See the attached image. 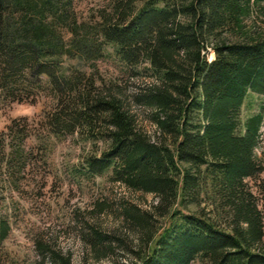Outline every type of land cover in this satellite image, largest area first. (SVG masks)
Instances as JSON below:
<instances>
[{
  "label": "trees",
  "instance_id": "16d2710c",
  "mask_svg": "<svg viewBox=\"0 0 264 264\" xmlns=\"http://www.w3.org/2000/svg\"><path fill=\"white\" fill-rule=\"evenodd\" d=\"M74 1L0 0V98L50 99L40 122L48 138L106 144L80 175L109 172L113 183L155 197L149 211L121 207L140 243L134 264H264V198L246 181L263 172L254 150L264 106L241 122L246 95L264 96V32L243 25L264 0H108L88 20ZM106 56L131 78L147 65L155 81L128 100L148 110L153 136L136 125L118 89L97 86L95 64ZM31 135L25 117L0 133V163L15 174L29 160ZM255 187L264 195V184ZM204 201L223 214L221 224L174 208ZM164 218L170 224L159 233ZM9 232L0 217V246ZM84 241L99 254L116 239L91 229Z\"/></svg>",
  "mask_w": 264,
  "mask_h": 264
},
{
  "label": "rangeland",
  "instance_id": "374dc122",
  "mask_svg": "<svg viewBox=\"0 0 264 264\" xmlns=\"http://www.w3.org/2000/svg\"><path fill=\"white\" fill-rule=\"evenodd\" d=\"M107 3L108 0H75L74 8L80 20H88ZM243 25L245 30L264 32V3L251 8ZM212 59L213 53L210 52L207 60ZM146 68L147 65L139 66L136 70L140 75L131 78L125 66L106 56L95 64L93 76L101 91L118 89L119 94L127 99V108L134 115L136 125L153 136L155 128L148 121V110L128 100L137 88L155 81L144 72ZM84 70L89 72V69ZM52 105V101L45 97L33 105L9 103L0 98V133L12 120L22 117L29 120L32 130V135L24 143L29 160L21 173L15 174L0 163V217L10 227L0 246V264H55V259L68 264L136 263L140 243L122 222L121 207L131 204L149 211L156 204L155 197L113 183L109 172L93 177L80 175L84 160L99 156L106 144L102 141L86 142L77 135L48 138L40 122ZM262 106L264 96L249 92L241 107V122L258 113ZM254 154L263 172L246 181L256 198L261 200L264 195L258 193L255 185L264 184V119ZM1 158L0 155V161ZM174 208L184 214H204L217 224L222 222L223 214L218 216L208 201L185 210L179 204ZM259 209L264 214V206ZM169 224V218L159 219L156 224L160 227L159 233ZM91 229L113 236L116 241L110 249L97 254L84 241Z\"/></svg>",
  "mask_w": 264,
  "mask_h": 264
}]
</instances>
